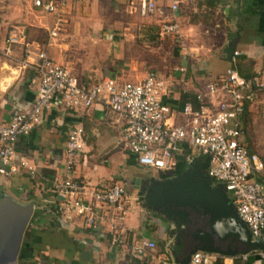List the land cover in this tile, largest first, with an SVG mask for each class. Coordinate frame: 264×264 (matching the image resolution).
Segmentation results:
<instances>
[{
  "label": "crops",
  "instance_id": "obj_1",
  "mask_svg": "<svg viewBox=\"0 0 264 264\" xmlns=\"http://www.w3.org/2000/svg\"><path fill=\"white\" fill-rule=\"evenodd\" d=\"M127 3L128 0H84L66 9L64 33L48 40L41 27L49 25L50 20L33 9L30 0H0V49L7 27L25 23L42 32L46 39L41 43L30 41L25 31L27 41L42 48L54 63L65 68L59 57L62 49L54 43L70 37L77 23L68 25V21L73 22L80 15H89L94 4L96 12L107 16L106 25L102 28L106 32L103 38L117 47L115 67L119 70V74L113 76L109 74L111 72L106 73L95 83L104 77L113 78L117 84L136 82L146 72L157 73L166 79L167 76L157 71L149 70L143 74L137 71L138 64L145 61L147 53L153 55V52H145L150 50L143 49L148 47L143 44L142 29L158 25L159 20L129 15ZM156 3L165 5L164 0H156ZM175 22L180 34V40L176 42L183 46L181 51L172 50V55L179 59V68L172 73L173 78H163L167 85L165 101L174 110H179L185 101L195 107L193 95L203 89L210 77L233 70L235 62L227 60L226 52H236L243 58L244 75L260 73L264 80V0H181ZM113 30L119 32L117 40L107 33ZM12 54L15 59L21 58L18 48H14ZM66 70L80 82L92 84L90 73L87 81L82 75L76 76ZM36 87L37 79L31 70L18 69L16 62L0 55V122H8L12 109L30 107ZM248 112L247 107L246 116ZM121 126L119 117L102 106L94 105L83 111L71 112L55 100L51 108L43 113V123L27 137L16 141L13 161L20 157L25 159L34 174L18 169L9 177H0V196L19 202L16 204H31L32 213L38 212L41 200L55 201L49 181L64 173L62 152L66 134L75 127L82 129L83 147L75 157L69 176L95 190H106L112 185L123 189L125 184L129 186L124 189L128 195V215L123 222L125 235L121 242L112 244L104 225L94 233H87L81 229L78 219L64 221L38 212L32 228L24 230L27 243L32 245L34 252L21 254V261H32L34 264H160L163 256L172 260L167 240L169 224L139 206L140 200H137L132 182L135 178L140 179L141 172L139 174L138 170L144 167L139 166L134 155L122 146ZM241 144L245 148L242 140ZM246 150L256 154L248 148ZM252 179L264 187V170ZM132 205H136V211H133ZM140 240L153 242L154 248L142 257H135L130 246ZM159 243L163 244L162 248H159ZM172 250L174 254H179L182 247L174 246ZM209 264H264V259L257 256V251H252L232 257L215 255Z\"/></svg>",
  "mask_w": 264,
  "mask_h": 264
},
{
  "label": "built area",
  "instance_id": "obj_2",
  "mask_svg": "<svg viewBox=\"0 0 264 264\" xmlns=\"http://www.w3.org/2000/svg\"><path fill=\"white\" fill-rule=\"evenodd\" d=\"M83 1L30 0V5L49 18V25H43L41 30L48 40H53L65 31L66 9ZM164 1L162 6L156 0H128L127 11L139 18L159 20L158 35L176 42L180 40V34L175 13L181 0ZM14 48L20 50V59H15L12 54ZM0 55L16 62L18 69L31 70L37 79L31 106L12 109L8 122H0V177H9L18 169L34 174L25 159L20 157L13 161V146L43 123V113L55 100L71 112L98 105L119 117L121 144L141 167L152 168L162 175L174 174V155L188 151L185 161L196 155L208 157L206 173L209 178L221 184L238 219L246 225L252 238L261 236L264 187L252 177L264 170V164L241 144L243 114L252 103L255 91L264 90L260 73L242 78L228 70L210 77L203 89L194 93L195 107L185 101L179 110H174L165 101L166 81L157 73L146 72L136 82L117 84L113 78L104 77L98 83L88 85L54 63L42 48L29 43L24 28L17 24L7 27ZM236 56L233 52L229 61L233 63ZM177 116L180 119L176 122ZM82 147V129L72 128L66 134L62 152L64 173L49 181L55 201L41 200L37 210L64 221L78 219L81 229L87 233H94L104 225L110 242H121L125 235L123 222L128 213L127 192L117 185L95 190L72 179L69 172ZM153 248V242L140 240L130 246V251L133 256L142 257ZM257 256L264 259V251H257ZM214 258L213 254L196 251L190 256L189 264H209ZM160 264L174 262L163 256Z\"/></svg>",
  "mask_w": 264,
  "mask_h": 264
},
{
  "label": "water",
  "instance_id": "obj_3",
  "mask_svg": "<svg viewBox=\"0 0 264 264\" xmlns=\"http://www.w3.org/2000/svg\"><path fill=\"white\" fill-rule=\"evenodd\" d=\"M185 164L178 174L133 180L142 208L169 224L168 250L174 264H189L196 251L226 257L264 251V227L253 239L221 184L207 175L209 158L196 155ZM32 209L31 204L0 196V264H17ZM174 246H181L182 252L174 254Z\"/></svg>",
  "mask_w": 264,
  "mask_h": 264
},
{
  "label": "rangeland",
  "instance_id": "obj_4",
  "mask_svg": "<svg viewBox=\"0 0 264 264\" xmlns=\"http://www.w3.org/2000/svg\"><path fill=\"white\" fill-rule=\"evenodd\" d=\"M90 12L89 15L77 16L79 18H74L73 22L68 21V25L77 23L76 29L70 34V37H66L64 40L58 39L54 44L62 49L59 57L66 69H69L76 76L82 75L87 81H89L88 75L90 73V83L95 84L99 80V77L104 76L108 72H111L109 73L111 76L119 74V70L115 67L117 64V47L103 38L106 32L105 30L102 31V28L104 24L106 25L105 19L107 16L96 12L94 4H92ZM21 26L27 32L30 41L35 40L41 43L46 40L43 33L36 28L29 27L25 23L21 24ZM107 33L114 40H117L119 36V32L116 30ZM100 36H102L101 41L99 40ZM174 42H171L168 38H164L157 42L156 47L143 48L144 50H150L145 52H153L155 57L147 53L145 61L138 64L137 71L143 74L146 71L153 70L163 76H167L169 79L173 78L172 73H174V70L178 71L177 69L179 68V59L172 55V50H180L183 47L179 42ZM151 48L156 49L151 50ZM126 49L128 50V47ZM152 63L153 65H151ZM167 77L166 79L169 80ZM131 80L123 79V81ZM248 108L249 112L245 118L246 125L244 126L241 140L245 148L254 151L264 163V90L255 91L253 101L249 104ZM175 120H179V116ZM174 159L177 164V154L174 155ZM138 172L139 174L141 172V180L149 176L153 178L162 176V174H159L152 168H140ZM128 187L127 184L124 185V189L127 190ZM138 202L139 206H142V202ZM131 207L133 211H136V205H132ZM134 214H130V216Z\"/></svg>",
  "mask_w": 264,
  "mask_h": 264
},
{
  "label": "trees",
  "instance_id": "obj_5",
  "mask_svg": "<svg viewBox=\"0 0 264 264\" xmlns=\"http://www.w3.org/2000/svg\"><path fill=\"white\" fill-rule=\"evenodd\" d=\"M158 25H152V26H149V27H146L144 26L143 29H142V41H143V44L144 46H147V47H156V45L158 44L157 42L159 41V39L161 38L159 35H158ZM141 35V33H140ZM162 39V38H161ZM233 51L227 53L226 52V58L227 60L229 61V57H230V54H232ZM243 58L239 57V56H236L235 58V63L233 64L232 66V69L242 78H246L248 76H250V74H247V75H244L243 74V70H242V67L243 65L241 64V61H242ZM245 113L243 114V132H244V126L246 125L245 123ZM188 154V151H185L183 154H181L180 156H178V162L175 166V170H174V174H178L182 171V169L185 168L186 164H185V156ZM35 218H38V212L37 211H34L31 216H30V219L28 221V224L26 226V229L28 230L30 227L32 228L33 226V223H34V220ZM25 229V230H26ZM26 233L24 232V235L22 236V240H21V243H20V247H19V252H18V256H17V263H30V264H34L32 261H21L20 259V256L21 254L23 253H33V247L31 244L27 243V239H26ZM159 248H162V243H159Z\"/></svg>",
  "mask_w": 264,
  "mask_h": 264
},
{
  "label": "flooded vegetation",
  "instance_id": "obj_6",
  "mask_svg": "<svg viewBox=\"0 0 264 264\" xmlns=\"http://www.w3.org/2000/svg\"><path fill=\"white\" fill-rule=\"evenodd\" d=\"M132 184H134V183L132 182ZM140 184H141V182H140Z\"/></svg>",
  "mask_w": 264,
  "mask_h": 264
}]
</instances>
